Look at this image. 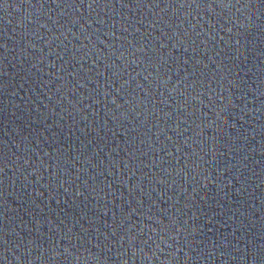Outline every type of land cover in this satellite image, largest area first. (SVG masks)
<instances>
[{"label": "water", "instance_id": "water-1", "mask_svg": "<svg viewBox=\"0 0 264 264\" xmlns=\"http://www.w3.org/2000/svg\"><path fill=\"white\" fill-rule=\"evenodd\" d=\"M0 264H264V0H0Z\"/></svg>", "mask_w": 264, "mask_h": 264}]
</instances>
